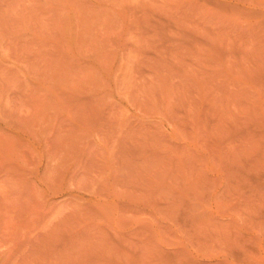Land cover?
<instances>
[{"label":"rangeland","instance_id":"374dc122","mask_svg":"<svg viewBox=\"0 0 264 264\" xmlns=\"http://www.w3.org/2000/svg\"><path fill=\"white\" fill-rule=\"evenodd\" d=\"M0 264H264V0H0Z\"/></svg>","mask_w":264,"mask_h":264}]
</instances>
